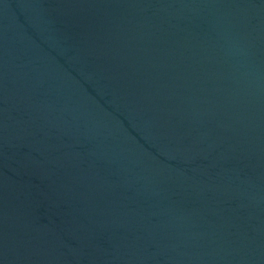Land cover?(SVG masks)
I'll use <instances>...</instances> for the list:
<instances>
[{"label": "water", "instance_id": "95a60500", "mask_svg": "<svg viewBox=\"0 0 264 264\" xmlns=\"http://www.w3.org/2000/svg\"><path fill=\"white\" fill-rule=\"evenodd\" d=\"M0 264H264V0H0Z\"/></svg>", "mask_w": 264, "mask_h": 264}]
</instances>
